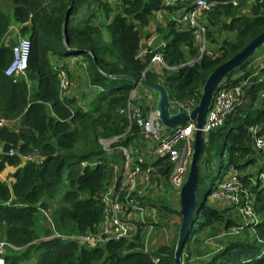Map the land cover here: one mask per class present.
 Here are the masks:
<instances>
[{
	"label": "trees",
	"instance_id": "16d2710c",
	"mask_svg": "<svg viewBox=\"0 0 264 264\" xmlns=\"http://www.w3.org/2000/svg\"><path fill=\"white\" fill-rule=\"evenodd\" d=\"M211 1V8L203 11L201 18L214 54L202 53L196 58L199 47L192 28L185 20L171 16L180 8L188 9L194 0H177L170 5L163 0H0V114L15 118L0 127V170L6 164L15 166L10 179L0 177V239L19 247L7 246V264H20L30 257L35 258L34 264H152L154 254L164 264H174L178 231L169 243L151 245L146 252L141 245L148 221L139 222L133 236L109 238L103 244L46 235L52 228L85 232L97 226L103 212L100 192L113 179L114 165L120 170L125 158L116 144L136 143L141 136L133 122L125 131L127 115L118 109L135 83L106 73L127 72L159 80L170 98L194 97L197 101L213 66L240 50L264 27V0ZM97 5L101 9L98 14L94 10ZM81 7L86 11L76 19L74 14ZM66 8L69 15L63 25ZM162 10L167 14L156 22V13L161 16ZM101 14L103 18L97 23L95 19ZM12 24L30 38L26 74L15 79L3 71L12 57L13 42L7 38ZM151 35H155L153 42L162 41L161 45L148 46L139 54L142 37L144 43ZM157 50L162 51L167 64L175 65L162 67V74L148 66ZM75 55L86 58L83 69L88 82L98 87L83 104L70 90L68 60ZM253 55L228 71L219 85L241 82L255 69ZM57 68H64L70 78L64 91L59 87ZM244 86L242 104L203 138L196 211L183 245V264H264V178L259 176L264 164L258 174L244 170L264 153V147L254 145L249 129L250 124L259 123L258 131L264 132V93L260 94L264 79ZM143 103L146 109L152 106ZM122 132L123 137L111 142V150L103 149L101 139ZM9 146L21 153L37 150L41 158L22 162L18 153L5 151ZM152 161L160 164L152 172L149 186L167 185L172 162L167 158ZM230 169L236 170L252 197L254 214L247 219L233 202L227 200L219 206L208 198ZM144 197L152 196L145 193L142 203H146ZM154 200L156 207L174 210L181 219L179 202L173 207L160 198ZM46 206L49 215L45 217L38 208ZM212 235L215 246L210 244Z\"/></svg>",
	"mask_w": 264,
	"mask_h": 264
},
{
	"label": "built area",
	"instance_id": "2783aa9c",
	"mask_svg": "<svg viewBox=\"0 0 264 264\" xmlns=\"http://www.w3.org/2000/svg\"><path fill=\"white\" fill-rule=\"evenodd\" d=\"M165 4H174L177 0H163ZM235 2V1H233ZM211 0H194L192 6L188 9H181V17L179 14H172V17L183 19L187 22L189 28H192V34L199 53L196 58H199L202 53L214 54L213 49L208 47L207 27L205 21L199 20L201 13L211 8ZM13 33L19 35L15 39L11 47L12 57L4 66L3 71L12 75L15 79L17 76L25 75L28 64L30 38L28 35L18 32L13 26ZM155 35L147 37L145 45L141 48L139 54L147 50L148 46L161 45L162 41L155 44ZM255 69L248 73L241 82L233 85H218L214 91L209 108L207 109L202 123L203 138L209 130L218 124H221L228 113L242 104L246 97V83L259 81L264 79V50L257 54L252 60ZM250 64V62H249ZM148 66L153 68L155 72L162 74V67L173 68L175 65H169L165 62L161 50L155 51L148 62ZM60 90L64 91L70 85V78L64 68H57ZM255 76L254 79H249L250 76ZM136 85L131 88L125 103L118 109L120 112H125L127 115V125L125 131L129 130L130 124L135 123L141 136L136 143H118L117 148L121 149L125 154L121 173H117V166L114 165L115 175L113 179L100 192V200L102 205V217L94 229H88L85 232L77 231H59L52 228V231L46 237L56 236L60 240H76L85 244H103L109 238H126L133 236L138 231L139 222H146L149 229L154 228V223L159 220V216L155 210H149L147 203H142L141 197L145 195L146 187L150 185L151 174L157 171V166L160 163H154L152 160L158 158H167L172 162V169L167 176V182L171 189L178 194L180 185L185 179L190 153L192 150L191 143L193 132L195 129V120L188 119L183 124H178L173 127H167L160 122L154 108L150 106L146 109V104L141 102L140 94L136 93ZM264 89L261 91V95ZM194 97L180 98L172 97L169 99V107L172 109L181 108L189 111L196 103ZM152 103V102H150ZM146 109V111H145ZM15 118H8L0 114V127L9 121H14ZM261 122H264V114ZM259 123L250 124L249 129L253 133V143L257 148L264 147V132H259ZM124 131V132H125ZM124 132L101 139L103 149L111 150V142L118 140L124 136ZM1 150V143H0ZM8 153H18L22 162L26 159L41 158V154L37 150L21 153L14 146L6 148ZM144 160H147L144 163ZM85 161H82L84 163ZM144 163V165H143ZM260 178H264V172H259ZM5 178V177H3ZM161 186V185H160ZM243 194V195H242ZM209 196L213 200H228L237 205L244 219L251 217L254 212L251 205L252 197L250 192H247L246 187L242 185L238 178L236 170H232L223 178L217 181L215 187L210 191ZM42 216L49 215V207H39ZM7 246L14 249L19 248L17 245L8 240L0 239V264H7L5 253ZM144 251L150 250L149 232L147 231L143 244L141 245ZM152 264H164L159 255L151 256Z\"/></svg>",
	"mask_w": 264,
	"mask_h": 264
},
{
	"label": "water",
	"instance_id": "95a60500",
	"mask_svg": "<svg viewBox=\"0 0 264 264\" xmlns=\"http://www.w3.org/2000/svg\"><path fill=\"white\" fill-rule=\"evenodd\" d=\"M69 8H66V12L63 17V25H65L66 20L69 15ZM264 44V27L259 33L254 35L246 43H244L240 50L234 52L230 56L221 60L209 71V73L204 78L200 95L197 102L191 107L189 111L181 108H176L175 110L169 107V95L167 89L163 83L159 80H151L144 76H133L130 73H106L109 77H114L118 79L127 78L131 80L135 85L144 84L152 88L156 95L154 106V111L157 114L158 119L162 124L167 127H173L178 124H183L188 119L195 120V129L193 132V138L191 143V153L188 162V170L180 185L178 191V202L179 211L181 213V219L178 225V234L174 244V264H183L181 260V254L183 251V245L186 240L189 231V224L194 211H196L197 202V184L199 177V166L198 159L203 151V132L202 123L204 120L205 113L209 108L212 95L214 91L219 87L218 85L222 81L223 76L231 69L237 67L241 62L245 61L250 57L257 48Z\"/></svg>",
	"mask_w": 264,
	"mask_h": 264
},
{
	"label": "rangeland",
	"instance_id": "374dc122",
	"mask_svg": "<svg viewBox=\"0 0 264 264\" xmlns=\"http://www.w3.org/2000/svg\"><path fill=\"white\" fill-rule=\"evenodd\" d=\"M96 5V4H95ZM96 8L94 9L96 11V13L98 14V12H101V9L97 6H95ZM181 9V8H180ZM180 9L178 11L175 12H179ZM84 11H86V9L82 8L78 9V12L74 14V17L76 19L81 18V16L85 13ZM115 10L112 11V13H114ZM176 14V13H175ZM157 17H156V22L157 21H161L165 18L164 13L162 12L161 16L160 14L157 12L156 13ZM159 15V16H158ZM102 14L101 17L98 19V17L95 19V21L97 23H99L98 21L101 22L102 20ZM199 20H203V18H199ZM151 23L152 25L154 24V21L152 19ZM20 33V32H19ZM25 35H28L27 33H22ZM20 33V35H22ZM19 34L18 33H13V27H10L8 34H7V38L10 39L11 41L14 43L15 39L17 38ZM29 36V35H28ZM145 45V43L142 45V47ZM264 50V44L261 45V47L257 48L256 51L253 53V56H256L257 54H260L262 51ZM137 87L134 88L136 89V93L140 94V97L142 96V104L144 101L146 102H152L153 106H154V101H155V91L150 88L149 86L146 85H142V84H137ZM124 162V161H123ZM264 164V153L263 154H258L257 156V160L254 163H248L247 166L245 167L244 170H249V171H254L258 174V172L261 170V165ZM117 166V165H116ZM121 168V167H120ZM122 168L119 170H117V173H121ZM230 171H232V169L228 170L227 172H225L224 174L229 173ZM264 171V170H263ZM256 173H254V175H257ZM9 172L4 175L5 179H10L11 177H9ZM3 175V174H2ZM1 177V176H0ZM2 178V177H1ZM146 194H149L150 196H152L150 199L145 198L144 200L147 203V207H150L149 210H153L155 208L158 216H159V223L158 224H154V228L149 229L147 226V231L149 232V243L150 246L151 245H157L159 243H169L173 238L174 235L176 236V232L178 231L177 229V223L180 220V215L174 211H167V209H159L158 207H156L155 204H153V201H155V198H160L163 201H168L170 205H172L173 207H177L178 206V194L175 192V190L171 189V187H169V184L167 183V185H161L160 187L158 186H149L146 187ZM208 198H210L208 196ZM210 200V199H209ZM158 200H156L157 202ZM227 201V200H225ZM223 202V201H220ZM217 203V202H216ZM224 203V202H223ZM219 205V203H217ZM241 218V217H240ZM178 234V232H177ZM146 236V235H145ZM177 237V236H176ZM215 236L212 235V237L210 238V244L211 245H216L215 243ZM209 240V239H207ZM206 242V241H204ZM204 243H202L203 245ZM34 257H30L27 260H24L23 262H21L20 264H34Z\"/></svg>",
	"mask_w": 264,
	"mask_h": 264
},
{
	"label": "crops",
	"instance_id": "0c3cea01",
	"mask_svg": "<svg viewBox=\"0 0 264 264\" xmlns=\"http://www.w3.org/2000/svg\"><path fill=\"white\" fill-rule=\"evenodd\" d=\"M181 9H180V12H181ZM161 12H163L164 15L167 14L166 10H162ZM180 12H176V15L179 14ZM151 23H153V22H151ZM13 26L15 27L14 24H12V27ZM142 38H143V40L141 43V48H142V44H144L147 40V37H146L145 42L143 43L144 37H142ZM68 61H69L68 62L69 70L72 72V74H71L72 84H71V88H70L71 93L77 97L78 102H80L81 104L87 103L98 89V87L96 85H91L88 82L86 72L83 69L87 60L83 55L82 56L81 55H75V56L71 57L70 60H68ZM257 64H258V62H255L254 66ZM14 167L15 166L12 164H6L5 167L0 170V176L2 178L5 177L4 175H6L8 172L10 173L14 169ZM9 176H11V175L9 174ZM209 199H210V201H216L217 203H219V206L224 205V203L226 202L223 200H213L211 198H209ZM220 201H223L224 203L220 202Z\"/></svg>",
	"mask_w": 264,
	"mask_h": 264
}]
</instances>
